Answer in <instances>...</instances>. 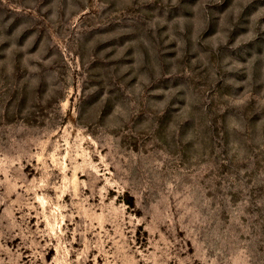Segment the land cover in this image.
Returning a JSON list of instances; mask_svg holds the SVG:
<instances>
[{"label":"rangeland","instance_id":"374dc122","mask_svg":"<svg viewBox=\"0 0 264 264\" xmlns=\"http://www.w3.org/2000/svg\"><path fill=\"white\" fill-rule=\"evenodd\" d=\"M91 253L264 264V0H0V264Z\"/></svg>","mask_w":264,"mask_h":264},{"label":"bare ground","instance_id":"6f19581e","mask_svg":"<svg viewBox=\"0 0 264 264\" xmlns=\"http://www.w3.org/2000/svg\"><path fill=\"white\" fill-rule=\"evenodd\" d=\"M46 250L48 251V254L51 252L50 248H46ZM92 253L88 256L86 255L80 262L79 264H91L93 261L99 262L101 260V255L100 256H96L94 259L91 258Z\"/></svg>","mask_w":264,"mask_h":264}]
</instances>
